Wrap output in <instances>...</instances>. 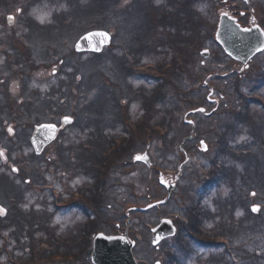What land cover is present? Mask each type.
Here are the masks:
<instances>
[{"label": "rangeland", "instance_id": "rangeland-1", "mask_svg": "<svg viewBox=\"0 0 264 264\" xmlns=\"http://www.w3.org/2000/svg\"><path fill=\"white\" fill-rule=\"evenodd\" d=\"M136 1L137 0H130V2L132 3ZM154 1L156 2L157 0ZM259 1L260 0H246L248 4L258 3ZM217 2L218 0H199V3L196 4V8L198 10H203L206 16L214 24L217 23L218 16L220 14ZM240 6L243 8L249 7L244 2L240 3ZM53 7L54 6L52 5L41 6L39 4H35L29 7L26 11L16 9L12 12L5 11L3 15L2 10H0V78L3 77L6 71L9 73L8 78L4 82H0V105L2 106V103L6 105L7 102H9V95L16 96L21 92L24 94V96H27L31 95L36 90L37 93L35 99H31L34 103L28 100L26 101V103L29 104H27L26 107H29L30 105V108L35 112H38L39 110L47 106H50L51 108L56 110L57 103L55 100H48L43 104L40 103V100L47 92L60 90L63 85L65 86L68 84V86H65L68 90V92H66L67 96L65 100L68 103L66 106L68 108L62 110L61 115H70L71 112L68 111V109L71 105V107H73L74 103L79 102V105L82 106L87 102L83 110H81L85 111L83 112L81 118L84 119L85 123L87 122L90 127H93L94 124H98L97 122L99 120L97 116L99 101L102 102L105 98V95L103 97H101L100 95L101 82L103 83V79H106V89H118L119 87L117 84L120 83L121 79L125 75H127V71L121 64L122 60L119 50L117 49V47L112 46V44L108 48L104 49L101 54H97L96 56L93 54L75 53L73 46H71L72 50H67L68 47H66V51L61 52L63 53L62 57L64 58V61L59 65L54 61V58H52L53 56H50V54H42L32 50V47L29 43L30 39L27 38V35L22 34L25 31V18L27 16H31L36 20V22L40 24L47 22L49 21L50 14L54 10ZM153 7L154 6L152 4L149 5L150 9ZM9 16L13 18L11 21L8 19ZM32 27L35 30L38 27H41L42 30L40 32H45L49 35L50 33H54V25L51 23H48L44 26L36 25ZM109 27L112 32H114V37L112 35L114 43L115 41H117L118 43L126 45L129 48L135 47L137 46V44L141 46V41L139 39L140 37H143L146 32L145 28L140 31V27L133 28L131 26L128 33L125 35L122 33H125L126 31L121 30L120 32L116 28V26ZM27 33L30 37L29 29H27ZM135 41L137 42V44L135 43ZM203 48H207L209 50V56L207 58H203L199 53V55L193 56L189 54L188 58L190 59H188L187 61V68L183 69L185 79L184 82L180 83V87L176 85L177 81L174 83H170L165 78L167 82L163 83V90H161L162 92H157L156 99L154 100V96H152V100L150 101V105L152 106L154 100V109L156 110V114L150 117L149 112V122H151V124L161 123L164 125H169L170 128L173 129L170 133V138L168 137V142H171V144L166 142L165 139H162L159 135L155 134L148 143L137 140L136 147L132 149L131 153L126 155L120 161L119 165H115L110 169L112 173L110 174V177L108 179L105 191L103 194L100 192L101 196L98 197L94 202L93 209L95 210V212L89 210L90 208L87 202L85 204L82 201H80L79 203H73L71 205L67 204L68 206L66 207L63 206L62 208H57L58 206H55L54 208L53 204L51 203V201H53L54 199L52 192L41 190L42 188L40 187L42 183H50L52 185L51 187L54 188L53 191L57 192L58 197L60 195L61 198H65L68 200L71 198L70 192L77 191L81 185H86L88 188L90 187L92 189L94 188L91 192H89L87 189V194L89 192V195L98 190L99 185L96 184L95 175L92 174L87 176L85 172H83L85 164H83L84 166L79 164L78 159L75 157V155H70V153H68V149H70L71 146L78 144L80 141H83L82 132L77 125L79 122L78 118L74 117L71 123H68L64 126L61 124L60 119H55V123H57L59 126H62V128L60 129L58 137H56L58 139H56L49 145L47 157L52 161L50 168L53 169L55 167L57 170L55 172L56 180L52 179L50 175L52 171H50L44 173L41 177H36L34 175L35 177L31 185L27 187L22 183V175L13 176L10 174L11 170L7 171V173L13 180H15L17 183H22L23 189L24 191H26L20 199L22 200V203H20V205H22L26 210L33 209L34 211H40L45 207L51 209L48 211L50 212L49 223L53 229L55 228L58 238L61 236L60 234L64 233L66 236L73 239V242H80V245L71 247L70 252H72L75 258L74 256H67L65 258H68L70 260L60 261L64 257V255H55L52 259L56 260L46 262V264H92L90 261L92 240L93 236L99 230L97 229L93 233H88V231L83 229L86 228L85 224L88 219H92L93 221L96 220L97 217H95L94 213L97 214L98 212L100 215L104 214L106 215L104 217H107L109 219H121L124 210H122V207H120V205L123 202H136L137 200L148 202L149 199L147 198H163V196L165 197V195L167 194L166 189L162 185L160 186L156 172H154L151 167H147L140 162H134L132 156L135 153H143V151L146 152L152 162V165L162 167V169L164 170H166L167 168H171L175 171L179 167L178 175L176 176V184L171 190L170 197H168L169 201L165 206L158 208L159 211L161 209L170 210L176 205L179 209L181 206L187 207L191 203L198 201L200 195H202L203 193V201L205 202H221L224 201L229 195H231L234 201H236V196H246V193H249V196H246V198L248 199V202H250V204L260 203V201L256 197L257 191H254L255 189L253 191L250 190L254 187L258 188V186H261L262 189L264 188V170L262 168V164L264 163V156L259 153L261 149L259 150L258 148V139L264 137V111L258 105H256V102L254 103L251 100L247 101L250 107L245 114L229 113L226 115H219L217 117H207L206 115L199 112L192 114L190 118L195 120L196 127L198 128V131L200 133L199 138L204 139L207 143L209 139L210 141L213 140V133L215 128H224L225 130V128L228 127L229 124L233 123L232 128L230 131H228L227 136H223V139L227 140V143L225 144V146H222V151H215L210 147L202 151L199 148L198 141L196 142V140H193L190 143L185 142L183 152L179 155L177 154V146L181 143L183 144V141L185 140H182L181 137L186 135L189 129L187 126L182 124L183 111H181V107H184V105L180 102V94L184 93L183 89H188V91H196L199 89L206 91V88L202 87L204 86L203 81L204 79H208L207 82L210 84L212 78L203 75V78H201V86H199V83H197L195 80V75L199 74L200 76V74L204 73L206 64L208 66H211L213 64V60L221 61V58H226L221 57V53L219 52L218 47L212 41H209V39L205 41V47H202L201 49ZM174 51L176 52V50ZM154 53L155 52L151 48H144L139 50V62L144 63L148 61L150 62V60L154 61ZM117 55L120 56V59H116ZM28 58H30V63L26 62ZM42 59H45L46 61L48 59L51 60L53 64H55L54 67L58 69V73H43L40 72L42 69L41 64L31 65L32 63H36ZM252 61V69L254 70L255 68L257 70L259 66L263 65L264 50L258 53ZM33 67H37V69L31 72ZM111 68H115L116 70L119 69V72L116 73L115 78H113V76L110 74ZM118 73H121L122 75L120 76L118 75ZM252 73L253 72H249V74ZM134 77L138 80L145 79L140 75H134ZM223 79H225L226 82ZM112 81H116V84H112ZM213 82L217 84L220 82V85H225L228 95L233 101L237 100L236 105L239 107H242L243 103L246 102V100L242 98L240 93L244 91H247L248 93H264V85L258 91L257 85L262 83H258L256 81L251 82L249 81L248 77H244L239 80V85L237 86L235 85V82L230 78H222L218 80L213 78ZM143 83L144 82L142 81V84ZM152 83H154L155 85L160 84L157 80H153ZM139 84H141V82ZM96 89L98 90L96 91ZM93 90H95L94 93ZM136 98L138 99V102L132 100L128 107L129 111H132V113H135L136 116H139L141 114L139 104L143 103L144 97ZM163 99H165L169 104L168 112H165L163 110ZM158 100H160L161 102H157ZM168 104L166 106H168ZM42 105L43 108L41 107ZM37 107L39 108L37 109ZM2 109L5 110L3 106ZM24 112L25 111L23 110L22 114ZM167 116H171V119L169 121ZM29 117L30 112L28 114L24 113L19 122V125H6V123H4L3 125L5 131H7L8 133L7 136H14L12 142L15 145V148L12 147L11 143L9 144L11 146V149H9L10 155L11 159L13 160L28 158L32 159V161L35 162V160H33V156H29L34 153L33 148L31 147L29 142V137L32 133L33 126L41 121L46 120L45 118L40 121H38L37 119H34L33 121L32 119L31 125L24 126V122ZM9 128H11V132H9ZM94 143L96 144L95 138ZM248 147H251L253 151H255L252 155L254 158V162L252 163L250 169L246 168L247 165H240L238 159L239 156H243L242 154H238L240 152L239 150L241 148ZM186 150L188 151V157L187 159L183 160L182 156L185 155ZM0 151L4 153L3 157H0L1 161L4 162L3 160L7 159L6 154H8L9 151L8 153L7 151L5 152L3 147H0ZM60 151L64 154V156L59 155ZM223 151H225L224 155H222ZM97 154L98 153H93L90 156V159L86 162L87 168L93 167V162H96L98 164L101 163V159H96ZM257 154L261 156L259 158V166H257L256 163ZM63 157L68 158L69 162H67V165L69 167L64 165L62 159ZM194 160H197L198 164L195 163ZM2 162H0V165L2 164ZM214 163H221L224 169L228 171H235L236 176H245L247 183L246 187H248V191L245 190V192H238L236 190V186L240 185V183H235V181L234 184L230 181V184L227 183V185H223L220 188H211L206 186V183L202 178L201 169L198 167L202 166L207 169V172L209 173L208 175H210L211 179V173L212 169L214 168ZM9 164L11 165L10 169L16 166L13 163ZM235 167L237 168L236 170H234ZM246 170L248 171L242 173V171ZM3 173H5V171ZM90 177H94L95 182L91 181V183ZM233 179L239 180L240 178L234 177ZM225 182L226 179L222 181V184H225ZM82 189L84 192L83 187ZM135 190L136 192L134 193ZM86 200L91 201V203L93 204V200ZM262 202L264 203V201ZM108 204H110V207H108ZM0 209L4 210L3 213H0L1 227V225L5 222V219L9 218L10 214L8 211V214L6 216H3L5 214V209L3 207L1 208V205ZM156 209L154 211H157ZM113 211H115L117 214H113ZM250 216V218L254 217V215L251 214ZM120 222L123 223L122 220H120ZM152 222H156L153 211L142 212L138 210L131 214L130 231L134 232L133 234L131 233V238L133 240L135 239L133 253L135 257L140 260L139 264H153L157 260L160 262V264H204L206 263L205 259H207V255L211 254L213 256H219V254L221 253L225 254V252H223L224 248L222 249V246H220L219 248L214 246L216 249H206L200 246L198 247V242H196V240H183L178 239L177 237H174L173 239L165 238L161 240L156 246H154L151 244L150 230H148V227L146 225L147 223H149L150 225V223ZM172 225L175 226L173 221ZM8 228H11V226ZM113 231L116 232V230L113 229L104 232L111 233ZM3 233H7V230H4ZM19 234L20 236H22L21 233ZM90 235L91 241L89 242L88 238ZM24 236L26 238L28 237V235L26 234H24ZM79 236H85V238H82L83 240L80 241ZM200 243L202 245H207L206 241H201ZM1 244L2 241L0 240V246ZM62 246L63 245H61L60 247ZM63 247L67 248L65 246ZM42 248L45 247L43 246ZM6 258L8 259V256L6 255V253H4L3 255H1L0 261H3L5 264H7ZM42 264H45V262Z\"/></svg>", "mask_w": 264, "mask_h": 264}, {"label": "trees", "instance_id": "trees-1", "mask_svg": "<svg viewBox=\"0 0 264 264\" xmlns=\"http://www.w3.org/2000/svg\"><path fill=\"white\" fill-rule=\"evenodd\" d=\"M229 1L230 2L225 3L226 0H218L217 4L219 8L221 7L231 15L238 16L239 20L242 22L244 19H249L248 12L250 9H247L248 11L244 12V14L240 12L241 9H244L240 6V3H243V1ZM260 1L258 3H253L252 6L254 9L255 17L261 24H263L264 0ZM197 3H199V0H157L156 2L154 0H137L134 3L130 2V0H0V10H2L3 15L5 11L12 12L16 9L26 11L29 7L35 4H39L41 6H54V10L50 14L49 21L47 22L40 24L36 22L33 17L27 16L25 18V31L22 34L27 35V38L30 39L29 43L32 47V50L42 54H50V56H53L52 58H56V62H58V65L64 61V58L62 57L63 53L61 52L66 51V45L72 43V41L80 33L86 31L87 29L95 27L108 28L109 26H116V28L120 32L121 30L126 31L125 33H122L126 35L131 26L133 28L140 27V31L145 28V35H143V37H140L139 39L141 41V46H139L136 41V48H129L126 45L118 43L117 41L113 45L114 47H117L120 52L122 66L124 68L127 67V65L129 64L128 57L132 58L134 64H138V51L144 48H151L155 52V58L153 61L154 66L152 70H159L163 72V74H165L166 76V79L170 83H174L177 81L176 85L180 87V83L184 82L185 79L183 69L187 68V61L188 59H190L188 58L189 54L192 56L199 55V50L202 47H205V41L207 39L215 44L213 38L215 24L206 16L203 10H198L196 8ZM150 4L154 6L151 9L149 8ZM48 23L54 25V33H50V35L45 32H40L42 30L41 27H38L36 30L32 27L36 25L44 26ZM27 29L30 30V37L27 33ZM67 50H71V48H68ZM174 50H176V52ZM222 54L226 58H228L223 52ZM222 54L221 57H223ZM93 55L96 56L97 54ZM120 56L117 55L116 59H120ZM221 61H223L222 58ZM26 62L30 63V58H28ZM212 62L213 64L211 66H208L206 64L204 73L200 74V76L199 74L195 75V80L197 83H199V86H201V78H203V75L209 77L208 75L211 76L213 73L217 72V69H219L217 67H214V64L218 61L213 60ZM52 63L53 62L49 59L47 61L45 59H42L36 63H32L31 65L41 64V66H44L46 71L51 73L50 71L52 70ZM131 65L133 69V64ZM34 67L31 72L37 69V67ZM131 67L128 66L127 70L131 71ZM117 72H119V69L116 70L115 68H111L110 74L113 76V78H115ZM57 73L58 72H56L55 74ZM118 75L121 76L122 74L118 73ZM152 75L155 76V72H153ZM8 76L9 73L6 71L3 77L0 78V82H4L8 78ZM167 80L165 81L167 82ZM249 81L262 83L257 85L258 91L262 88V86L264 85V64L259 66L257 70L256 68L255 70H253ZM234 82H236V86L239 85L236 78H234ZM65 86H68V84ZM65 86L63 85L60 90H56L55 93L51 94L52 97L50 99H48V95L47 97L43 95V98L40 100L41 104L46 103L48 100H55L57 103L56 110H54L50 106L43 108L42 105L41 107L43 109L35 112L30 108V105L29 107H26V105L29 104L26 103V101L30 100L32 103H34L31 99H35L37 93L36 90L31 95L25 96V102L19 105V109L17 107L13 108V106H15V101H11L13 97L11 95L8 96L10 100L6 105L2 103V106L5 108V110H3L2 106L0 105V147H3L5 152L7 151V153L9 151L8 154L5 153L7 159L8 161L13 162L14 165L17 166L18 170V172H14L12 169H10V165L7 164V162H2L0 159V162H2V164L0 165V203L8 208L10 214L9 218H6L5 222L0 227V240L2 241V244L0 246V257L4 253H6L9 259L8 261V259L6 258L7 264H42L44 262L46 264V262L56 260L52 259L55 255H64V258L67 256H74L72 252H70L71 247L80 245V242H73V239L66 236L64 233L60 234L61 236L58 238L55 228L53 229L49 223L50 212L48 211L51 209L45 207L40 211H34L33 209L26 210L22 205H20V203H22V200L20 199L26 192L23 189L22 183L29 187L35 176L41 177L44 173H47L50 170L54 173L57 170L55 167L53 169L50 168L52 161L44 154H41L39 156H36L34 154L29 155L31 157L33 156V160H35V162H33L32 159L28 158H21L16 160L11 159L9 150L11 149V146L9 144L11 143L12 147L15 146L12 142L14 136L8 137V133L3 127L4 123H6V125H19L22 115L24 113L28 114L29 112L30 117L24 122V126L31 125L32 119L33 121L34 119L40 121L44 118L46 121L55 119L57 120L58 117L62 114L61 111L68 108L66 107L68 103L65 101L67 96L66 92H68V90ZM97 90L98 89H96V91ZM183 91L184 93L180 94V102L184 105V107H181V111H185L188 108L206 103L205 97L203 96L205 90L199 89L196 91H188V89H183ZM94 92L95 90H93V93ZM246 92L247 91H244V94L240 93L241 96H245ZM259 93L260 92H255V95L257 96V94ZM153 96L155 100L157 95L153 93ZM202 98L204 102L200 101ZM154 100L152 106L148 109L152 116L156 114V110L154 109ZM249 100L254 103L257 100L259 101V105H264V93L261 92L258 97H253V99ZM236 101H233L231 99V105L233 107L237 106ZM157 102L161 101L158 100ZM162 103L164 104L163 110L165 112H168V102L163 99ZM167 104L168 106H166ZM73 105V107H71L72 105L69 106L68 111L71 112V115L73 117L78 118L79 122L77 125L79 126L80 131L83 135L85 120L81 117L83 112L85 111L81 110H83L86 103H84L82 106L79 105V102L74 103ZM38 108L39 107H37V109ZM23 110L25 112L22 114ZM167 118L169 121L171 119V116H167ZM232 125L233 123L231 124V128ZM162 126L166 127L161 129L160 127ZM172 130L173 129L170 128L169 125H160L159 123L152 124L153 135H159L162 139H168V137L170 138V133L172 132ZM168 143L171 144V142ZM92 147L94 149V153H98V145ZM104 148H106V150L108 149L106 144ZM219 148L220 146H218V148L216 149L220 151ZM222 150L223 148L221 149V151ZM245 150H247V156H239V164L247 165L246 168L250 169L253 163L251 160L254 159L252 155L255 151H253L251 147H248ZM68 153L75 155V157L78 159L79 164H85L86 168L84 167L83 172H85L87 176L92 174L95 175L97 163L93 162L94 166L87 168L86 162L90 158L87 155L88 153L82 141H80L76 145L71 146L70 149H68ZM109 153H111V151ZM177 153H180L179 149L177 150ZM224 153L225 151L222 152V155H224ZM59 155L64 156L61 151L59 152ZM119 157L121 156L115 153L106 155L104 157V160H101V165L103 166V168H105V170H110L115 166L114 162L115 160H119ZM62 159L64 165L68 166V158L63 157ZM236 169L237 168L235 167L234 170ZM9 170H11L10 174L13 176L22 175V183H17L15 180H13L7 173V171ZM4 171L6 174L3 173ZM90 178V182H95L94 177ZM42 186L44 187L45 184L42 183L40 187L42 188ZM82 187L84 188V192ZM87 189L89 192H91L94 188H88L86 185L80 186L78 190L80 192L79 194H81V197L75 199L76 201L74 203H79L80 201H82L86 204L87 202L90 208L89 210L95 212V210L93 209L94 202L98 197L101 196V194L98 192V190H96V192H93L89 195V192L87 194ZM41 190L44 189L42 188ZM71 193L72 192H70V194ZM53 198L54 199L53 201H51V203L53 204L54 208L55 206H58L57 208L68 206V199L61 198L60 195L59 197H54V194ZM83 198L93 200V205L89 202V200H83ZM147 199L150 200V198ZM60 202H63L62 206H60ZM94 214L95 217H97L96 220L93 221L92 219H88L85 224L86 228L83 229L88 231V233H93L97 229L99 231H107L111 229L117 231L119 230V226H123L120 223V220H122L124 223L126 219L125 212L123 213L121 219H109L107 217H104L106 215H100L98 212V215L96 213ZM113 214L117 213L113 211ZM10 226L11 228H8ZM4 230H7V233H3ZM23 232L24 234L28 235L27 238L24 236ZM19 233H21L22 236H20ZM111 233H114V231ZM131 233L133 234L134 232L131 231ZM85 236H79L80 241H82V238H85ZM88 241H91V235L89 236ZM61 245L67 248H64L63 246L60 247ZM43 246L45 248H42ZM27 247L29 249L28 251ZM64 260L67 261L70 259L65 258L60 261ZM0 264L5 263L3 261H0Z\"/></svg>", "mask_w": 264, "mask_h": 264}, {"label": "flooded vegetation", "instance_id": "flooded-vegetation-1", "mask_svg": "<svg viewBox=\"0 0 264 264\" xmlns=\"http://www.w3.org/2000/svg\"><path fill=\"white\" fill-rule=\"evenodd\" d=\"M254 57L255 55L244 65H241L238 61L229 60L227 58L224 62H220V66H227L225 71L213 74L212 81L210 83L211 85L207 81H203L204 87L209 89V94H207V92L203 94L208 107H204L205 111L200 112L198 108L201 107V104L198 105V107H191V109L186 112L188 114L191 113V115L193 113L200 112L205 114L207 117H217L219 115H226L229 113H247L248 108L250 107L247 103L250 98L248 94L245 93V96H242V98L246 100L242 107H233L231 105V97L227 93L226 86L220 85V82L218 84L213 82V78L217 80L222 78L227 79L228 75L231 74L230 79L232 81H234L235 77H237L238 81L241 80L246 77L244 72L250 71L253 67L252 60ZM147 63L150 64L151 62ZM147 63L144 65H149ZM134 75L143 76L145 79L138 80L134 77ZM153 78L160 82V86L157 85L155 88L153 87ZM165 78L166 76L164 74L153 76L147 69L144 73L140 74L131 71L127 73V75L121 79L120 83L117 84L119 87L118 89H106V81L103 80V83L101 82L100 95L101 97L105 95V98L102 102L99 101L98 104L97 116L99 120L98 122L96 121L98 124H94L93 127H90L86 122L85 127L83 128L82 142L84 143L89 158L94 153L92 146L98 145V154L96 156L97 160H104L106 155L115 153L121 156L119 157V160H115L114 162L115 165H119L120 161L126 155L130 154L132 149L136 147L137 140L146 143L150 142L153 134L152 124L148 119V109L149 106H151L150 101L152 100L153 93L158 90H163V83L166 82ZM223 80L225 81V79ZM142 81L144 82L143 84ZM140 82L141 84H139ZM113 84H116V81H114ZM53 93H55V91H49L44 94V96L47 97L48 95V99H50L52 97L51 94ZM259 94H261V92ZM259 94L252 97H258ZM136 97H144L143 103L139 104L141 109V114L139 116H136L135 113L129 111L128 107L132 100L138 102ZM11 101H15V106H13V108L17 107L19 109V105L25 101V96L20 92L18 95L13 96ZM200 101L204 102L203 98ZM256 105L260 107L259 101L257 100ZM260 108L264 111V106ZM230 130L231 124H229L225 130L224 128H215L213 140L218 146L220 145V150L222 149V146H225L227 143V140H224L223 136H227L228 131ZM94 138L96 139V144L94 143ZM186 140L191 142L193 140V136L192 138H187ZM105 144L111 149V153L104 148ZM258 148L259 150L261 149L259 153L264 156V137L258 139ZM245 149L247 148H244V154H242L243 156H247V150ZM135 155H137V153H135L132 158H134ZM260 157L261 156L257 154V166H259ZM251 161L254 162V159ZM262 168L264 170V163L262 164ZM247 171L248 170L242 171V173ZM15 172H18V170L16 169ZM111 173L112 172L110 170H105L101 163H97L95 177L96 184L99 185V193H104ZM201 173L203 181L208 187L220 188L223 185H227V183L230 184V181L234 184L235 181V183H240V185L236 186V190L238 192H245V190L248 191L245 176H236L235 171H228L224 169L221 163L214 164L211 179L210 175H208L209 173L207 172V169ZM234 177L240 179L234 180ZM171 178V175L164 176V179L168 181H170ZM225 179V184H222V181ZM250 190L257 191L256 197L260 203L250 204L246 198V196H249V193H246V196H236V201H234L232 196L229 195L221 202H205L203 201V193L200 195L198 201L191 203L187 207L181 206L179 209L175 204L176 206L172 207L170 210L161 209L159 211L158 208L165 206L167 204L165 203L160 207L156 206L148 211H153L156 222L164 217L171 218L176 226V235L174 237H177L178 239H193L199 243L201 241H206L207 245H199L200 247L206 249L215 248L211 242L215 240L214 244L216 247L219 248L222 246V249L224 248L223 252H225V254L221 253L219 256H213L211 254L207 255V259H205L206 263L204 264H264V203L262 202L264 201V188L262 189L261 186H258V188L254 187ZM108 207H110V204H108ZM254 207L257 209L256 211H253ZM155 209L157 211H154ZM250 214L254 215V217L250 218ZM174 237L166 239H173ZM28 250L29 249L27 247V251Z\"/></svg>", "mask_w": 264, "mask_h": 264}, {"label": "water", "instance_id": "water-1", "mask_svg": "<svg viewBox=\"0 0 264 264\" xmlns=\"http://www.w3.org/2000/svg\"><path fill=\"white\" fill-rule=\"evenodd\" d=\"M215 39L223 48V50L232 58L239 60L242 64L246 63L251 56L261 51L264 48V31L257 24H252L249 27H242L235 17L230 16L226 12L219 15ZM111 40L110 34L102 29L91 30L83 34L75 43L76 51H92L100 52L102 48L109 45ZM204 57L208 56V50L204 49L201 52ZM201 110H203L201 108ZM61 119V124L64 126L71 122L70 117ZM62 126H57L54 123H40L34 127L30 137L31 145L36 153H40L44 146L51 142ZM200 142L201 150L206 149L205 143ZM143 157L139 159L146 165H150V159L146 154L138 155ZM137 157V156H136ZM135 160H138L136 159ZM160 183L166 184L168 195L174 183L168 184L163 181V177L159 178ZM154 202L145 208H149L153 204L164 203L168 197ZM175 233V227L172 221L168 218H163L160 222L151 229L152 244L156 245L162 239L172 236ZM134 242L128 237L127 229L123 234L107 235L103 232H98L92 242V251L90 261L92 264H137L132 253ZM153 264H160L158 261Z\"/></svg>", "mask_w": 264, "mask_h": 264}, {"label": "snow or ice", "instance_id": "snow-or-ice-1", "mask_svg": "<svg viewBox=\"0 0 264 264\" xmlns=\"http://www.w3.org/2000/svg\"><path fill=\"white\" fill-rule=\"evenodd\" d=\"M8 19L11 21L13 18L11 16L8 17ZM66 120L68 119L67 117L65 118ZM11 128H9V132H11ZM203 143V142H202ZM4 153L2 151H0V157H3ZM143 157L137 156L136 159H142ZM257 209L254 207L253 211H256ZM3 209H0V213H3Z\"/></svg>", "mask_w": 264, "mask_h": 264}]
</instances>
